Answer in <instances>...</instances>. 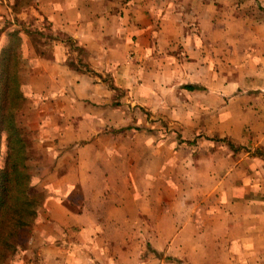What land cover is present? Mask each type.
Masks as SVG:
<instances>
[{"label":"crops","instance_id":"1","mask_svg":"<svg viewBox=\"0 0 264 264\" xmlns=\"http://www.w3.org/2000/svg\"><path fill=\"white\" fill-rule=\"evenodd\" d=\"M0 3L75 149L19 264H264V0Z\"/></svg>","mask_w":264,"mask_h":264},{"label":"rangeland","instance_id":"2","mask_svg":"<svg viewBox=\"0 0 264 264\" xmlns=\"http://www.w3.org/2000/svg\"><path fill=\"white\" fill-rule=\"evenodd\" d=\"M16 1H18V3L30 2V0ZM13 9L14 10L12 12L10 11V13L7 12L8 8H6V11L3 12V9L0 6V34L10 25H12V31L15 29L18 30V26L22 25V30L27 31L29 33V35L31 36V41L34 45L35 40H38L42 44H46L44 48H47L48 50L47 44L49 43V40L45 36L43 37L39 35V27L37 25V22L35 21V18L31 15H28L25 21L20 22L19 19L14 17V14L20 9L18 4ZM18 37V34L16 36L15 34H13L12 36H9V38L6 39L5 43L4 41L0 42V101L3 97L1 92V86L3 82L9 80V82L17 89L14 90L16 91V93H13L15 96V117L17 119V122H20V126H22L26 130L23 131V136L27 142L26 149L30 153L29 157L26 159V164L32 173L30 181L31 190L32 192H37L40 194L42 198V203L40 207H42L46 197L51 191L49 187L51 185V181H49L51 180L50 176L53 174L61 175L71 169V167L66 166L67 157L64 155H67V153H75V149L73 145L69 147H63V145L65 144L61 145L59 143V136L55 134H39V123H42L43 119L41 120L38 118L37 110L39 109V107L41 108L43 106L40 99L42 96L34 92H32V94L30 92H27V84L24 85L22 83L29 80L27 79L28 76L26 75L27 78L24 77L23 79H21V77H19L18 75L20 74V71L27 70V67L28 69L30 68L29 64H27V61L22 60L19 56L20 45ZM41 37H43V39ZM5 50L8 51L7 55L5 54ZM6 74H10L12 78H8ZM14 75L16 76V78L14 77ZM252 92H255L257 95L259 93V90H253ZM53 121L54 120H51L49 122L50 126L51 123H57V121L59 120L56 119V122ZM47 128L49 129L47 131H53L49 127ZM6 140L7 135H3L2 145L0 146V161L3 152H5L7 149ZM66 149L72 151L66 152ZM71 195L75 204L81 201L80 199L82 197V193L79 187L76 186L73 189ZM34 225L32 227L31 234H29L28 236V242L24 245V248H21V250L26 249L28 247V243L33 235ZM21 250L19 252H16L15 254H12L5 264H19L18 262L20 261V258L18 256L20 255Z\"/></svg>","mask_w":264,"mask_h":264},{"label":"trees","instance_id":"3","mask_svg":"<svg viewBox=\"0 0 264 264\" xmlns=\"http://www.w3.org/2000/svg\"><path fill=\"white\" fill-rule=\"evenodd\" d=\"M15 89L9 80L1 86L0 146L7 135V149L0 161V264L24 248L42 203L40 194L31 190L32 173L26 164L30 153L23 136L26 130L14 114Z\"/></svg>","mask_w":264,"mask_h":264}]
</instances>
